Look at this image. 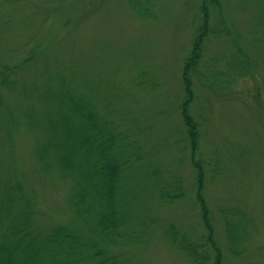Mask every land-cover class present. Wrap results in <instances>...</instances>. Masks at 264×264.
I'll return each mask as SVG.
<instances>
[{"label":"trees","instance_id":"1","mask_svg":"<svg viewBox=\"0 0 264 264\" xmlns=\"http://www.w3.org/2000/svg\"><path fill=\"white\" fill-rule=\"evenodd\" d=\"M32 1L0 0V264H129L127 250L143 246L155 232V201L172 204L185 197L183 178L155 167V122L138 117L135 109L144 112V107L98 94L87 74L50 59L43 63L52 46L43 42L41 24L53 15ZM154 3L131 0L144 20L155 18ZM201 11L203 22L185 62L180 109L205 233L196 243L171 225L166 238L192 264H222L206 193L207 163L191 112V73L203 57L207 36L230 31L220 0H202ZM39 26L42 43L33 45L30 34ZM236 57L235 70L248 74L251 59L242 50ZM136 80L138 90L154 87L143 73ZM26 134L32 137L30 163L21 168L18 143ZM35 185L48 187L58 198H44L41 208ZM223 215L230 251L242 256L251 218L239 207L224 208Z\"/></svg>","mask_w":264,"mask_h":264},{"label":"rangeland","instance_id":"2","mask_svg":"<svg viewBox=\"0 0 264 264\" xmlns=\"http://www.w3.org/2000/svg\"><path fill=\"white\" fill-rule=\"evenodd\" d=\"M220 1L230 32H211L205 39L203 57L191 73V112L199 124L200 156L207 163L206 193L222 264H264V15H259L264 5L263 0ZM32 5L53 15L41 24L42 40L52 46L43 63L50 59L55 66L87 74L98 94L144 107V112L135 109L138 117L155 122V167L183 178L185 197L172 204L155 201V232L143 246L127 250L129 264H192L166 233L174 225L196 243L205 233L180 109L185 62L203 22L202 0H155V18L148 20L136 15L131 0H34ZM212 14L217 16L213 8ZM212 23L217 25L216 18ZM39 28L30 34L33 45L42 43ZM241 50L252 68L240 76L232 61ZM141 73L155 88H136ZM31 138L26 134L18 143L21 168L30 163ZM35 190L41 208L48 198H58L48 187L35 185ZM232 207L251 218L242 256L232 254L225 232L223 209Z\"/></svg>","mask_w":264,"mask_h":264}]
</instances>
